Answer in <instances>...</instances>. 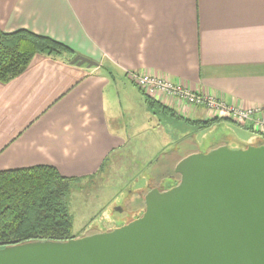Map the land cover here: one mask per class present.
<instances>
[{"label":"crops","instance_id":"crops-1","mask_svg":"<svg viewBox=\"0 0 264 264\" xmlns=\"http://www.w3.org/2000/svg\"><path fill=\"white\" fill-rule=\"evenodd\" d=\"M20 28L62 42L72 56L97 65L35 54L21 74L0 81V170L51 165L77 187L105 172L137 169L113 163L130 154L134 136L147 141L145 156L158 149L186 153L178 154L177 142H155L163 133L156 117L164 112L148 106L129 71L181 82L240 107L264 106V0H0V31ZM153 98L181 120L212 118L203 107ZM124 118L139 126L128 130ZM228 122L250 129L223 118L211 125L226 132L210 149L260 143L228 131ZM185 136L178 140H188L191 152L201 150L196 135Z\"/></svg>","mask_w":264,"mask_h":264},{"label":"water","instance_id":"water-1","mask_svg":"<svg viewBox=\"0 0 264 264\" xmlns=\"http://www.w3.org/2000/svg\"><path fill=\"white\" fill-rule=\"evenodd\" d=\"M71 63L97 62L75 55ZM112 229L0 247V264H264V143L194 151Z\"/></svg>","mask_w":264,"mask_h":264},{"label":"trees","instance_id":"trees-1","mask_svg":"<svg viewBox=\"0 0 264 264\" xmlns=\"http://www.w3.org/2000/svg\"><path fill=\"white\" fill-rule=\"evenodd\" d=\"M35 54L74 57L72 49L49 36L25 28L0 31V81L8 82L21 74ZM145 97L150 108L176 115L172 108L152 96L145 94ZM221 119L212 117L185 121L204 129ZM259 138L260 143H264V136ZM190 152L191 148H188L179 157ZM163 154L166 153L157 155L154 162ZM163 179L171 182L169 176ZM74 182L75 179L62 176L55 167L46 164L0 170V247L26 241H62L76 237L72 233V216L68 205ZM176 183L177 180H173L163 189Z\"/></svg>","mask_w":264,"mask_h":264},{"label":"rangeland","instance_id":"rangeland-1","mask_svg":"<svg viewBox=\"0 0 264 264\" xmlns=\"http://www.w3.org/2000/svg\"><path fill=\"white\" fill-rule=\"evenodd\" d=\"M154 110L157 111V109ZM156 118L161 120L163 133L162 135L156 134L158 136L155 142L160 145L162 141L163 146H172L176 142L179 143L178 154H182L186 149L193 147L189 144L188 140L186 142L178 140L183 135H186L185 138L190 136L195 137L196 135L200 143V149L207 151L210 149L208 146L219 141L222 138L223 132H226L223 126L220 125L198 129L194 124L168 113H164ZM136 121H133V124H128L126 118L122 119L123 125L127 124L128 130L133 126H139ZM228 123L229 128L226 129L228 131L231 129L238 136L242 137L243 140L251 138L255 140L259 137V135L250 129L237 126L231 122ZM142 136L133 137L131 149L128 150L129 152H126L130 154L125 155L121 161L113 162L116 165L120 163L118 166L122 165L123 168L128 166L131 168L132 165L139 164L137 169L130 172L121 170L116 173L117 175H110L112 171L105 172L101 178L97 177L92 181H86L80 184V186L71 188L68 205L72 216V233L74 235L81 236L105 231L126 223L143 212V197L151 187L160 186L163 189L165 186L171 184L173 180L178 181L179 176L174 172V166L180 157L163 154L154 162L157 155H160L158 154L159 149L150 155H142V146L147 142L145 138H141ZM229 144L232 147L237 146L234 142H230ZM139 159L150 160L154 163L151 162L149 164L146 162L141 165ZM104 176H109V178L105 179ZM166 176L171 178V182L170 180L163 179ZM110 178H112V182Z\"/></svg>","mask_w":264,"mask_h":264},{"label":"built area","instance_id":"built-area-1","mask_svg":"<svg viewBox=\"0 0 264 264\" xmlns=\"http://www.w3.org/2000/svg\"><path fill=\"white\" fill-rule=\"evenodd\" d=\"M127 75L149 96H160L170 101L178 100L194 107H203L211 117H222L241 125H248L251 131L264 136V106L240 107L227 103L222 96L214 93L192 92L181 82H172L137 71H129Z\"/></svg>","mask_w":264,"mask_h":264},{"label":"flooded vegetation","instance_id":"flooded-vegetation-1","mask_svg":"<svg viewBox=\"0 0 264 264\" xmlns=\"http://www.w3.org/2000/svg\"><path fill=\"white\" fill-rule=\"evenodd\" d=\"M155 187H158V186H155ZM158 188H160V187H158ZM161 189V188H160ZM161 190H163V189H161Z\"/></svg>","mask_w":264,"mask_h":264}]
</instances>
